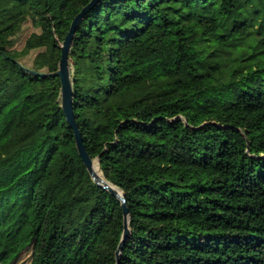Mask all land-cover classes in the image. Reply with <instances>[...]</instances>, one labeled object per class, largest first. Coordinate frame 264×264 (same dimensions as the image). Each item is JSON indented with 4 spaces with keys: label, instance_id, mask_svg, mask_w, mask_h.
<instances>
[{
    "label": "trees",
    "instance_id": "trees-1",
    "mask_svg": "<svg viewBox=\"0 0 264 264\" xmlns=\"http://www.w3.org/2000/svg\"><path fill=\"white\" fill-rule=\"evenodd\" d=\"M89 2L0 0L3 264H48L93 221L85 264L116 263L121 201L61 79L26 69L59 68ZM69 56L84 143L130 209L120 264H264V0H99Z\"/></svg>",
    "mask_w": 264,
    "mask_h": 264
},
{
    "label": "water",
    "instance_id": "water-1",
    "mask_svg": "<svg viewBox=\"0 0 264 264\" xmlns=\"http://www.w3.org/2000/svg\"><path fill=\"white\" fill-rule=\"evenodd\" d=\"M99 2V0H90V2L85 5L79 13L73 19L70 29L65 36V39L61 42V58L59 62V68L54 72H38L33 69L26 68L28 72L32 74H37L40 76H58L61 79V95L60 102L61 107L66 115V118L74 130V136L76 141V146L80 157L82 158L84 164L86 165L90 175L93 180L103 189L108 190L110 193L117 196L123 208V232L121 236V240L118 244L116 250V263L120 264L121 253L125 244L126 239L129 237L131 233L130 229V209L127 205V199L125 197L124 192L118 188L116 185L109 182L103 172V177L97 172L96 164L100 168L99 159H93L87 150V147L84 143V139L82 133L80 131L79 125L75 118L74 108H73V98H74V89H73V80L71 77L70 71V47L77 29L82 18L85 14ZM101 169V168H100Z\"/></svg>",
    "mask_w": 264,
    "mask_h": 264
},
{
    "label": "rangeland",
    "instance_id": "rangeland-1",
    "mask_svg": "<svg viewBox=\"0 0 264 264\" xmlns=\"http://www.w3.org/2000/svg\"><path fill=\"white\" fill-rule=\"evenodd\" d=\"M33 29H31L32 31ZM97 227L95 222H91L80 237L70 238L62 253L56 255L48 264H85L90 247L97 235ZM5 249L0 251V264L2 263ZM28 255H23L13 264H28Z\"/></svg>",
    "mask_w": 264,
    "mask_h": 264
},
{
    "label": "bare ground",
    "instance_id": "bare-ground-1",
    "mask_svg": "<svg viewBox=\"0 0 264 264\" xmlns=\"http://www.w3.org/2000/svg\"><path fill=\"white\" fill-rule=\"evenodd\" d=\"M97 170V169H96ZM98 172V171H97ZM99 173V172H98Z\"/></svg>",
    "mask_w": 264,
    "mask_h": 264
}]
</instances>
